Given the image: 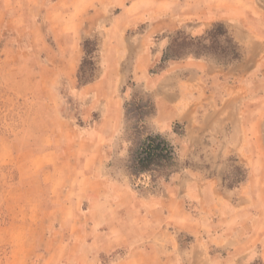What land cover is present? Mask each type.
<instances>
[{"label":"rangeland","instance_id":"374dc122","mask_svg":"<svg viewBox=\"0 0 264 264\" xmlns=\"http://www.w3.org/2000/svg\"><path fill=\"white\" fill-rule=\"evenodd\" d=\"M216 23L234 39L237 29L254 34L264 56V0H0V264H114L132 249L139 262L151 263L149 248L158 249L161 261L222 264L235 243L246 241L251 255L245 264H264V80L256 77L244 89L242 102L249 108L240 118L250 132L239 146L227 130L193 135L206 112L202 105L239 90L238 78L226 72L238 61L200 58L212 71L195 88L187 84L188 71L167 78L182 85L191 123H158L147 88L170 63L164 54L178 32L196 37ZM87 40L98 45L96 67L89 72L92 83L81 87ZM238 45L242 59L246 46ZM260 70L264 74V60ZM120 102L125 116L118 124ZM147 134L172 144L176 161L170 169L136 177L132 153ZM173 173L178 175L170 181ZM253 174L261 175L262 185L252 190V214L215 231L208 214L196 216L192 204L199 190L185 193L186 217L177 221L155 219L151 210L161 202H143L166 195L168 182L188 189L216 184L220 193ZM118 178L128 181L138 202L121 212L126 220L119 235ZM218 201L225 202L220 195ZM163 225L171 235L152 239ZM216 231L232 233V247L217 244ZM238 233L244 237L235 239Z\"/></svg>","mask_w":264,"mask_h":264},{"label":"crops","instance_id":"0c3cea01","mask_svg":"<svg viewBox=\"0 0 264 264\" xmlns=\"http://www.w3.org/2000/svg\"><path fill=\"white\" fill-rule=\"evenodd\" d=\"M234 36L236 37L235 39L239 44H244V46H246L247 50L246 55L243 56L242 59L240 58L237 64L233 65L232 68H226V72L232 71V74H235V77L238 78L240 82L238 86L239 90L236 89V92H233L232 95L225 97L223 101L217 102V104H212L208 106L202 105V107L206 108L203 109L206 110V112H204L203 114L204 117H202L200 123L198 122V127H195L194 125L192 126H194L193 130L195 132V134L193 135L196 136H200V134H204V132H214L218 135L226 130L229 133L231 132V134L232 132H234L237 135L236 139L238 141L237 143L233 144L239 146L242 145V143L244 142L243 140L246 135V131L248 133L250 132V128L245 125L244 117L243 120H241L240 118V116L242 115V110H246L249 108L245 105L246 103L242 102L244 99V89L245 91L246 88L250 89L252 81L256 77L259 78L260 82L261 78L262 80H264V74L260 70L263 64L264 56H262L261 53L259 54V51H257L256 49V46L258 45L255 43L252 37L254 36V34L243 29H237L234 33ZM166 66L167 67L163 70V72L156 77L157 79L155 78V75H153L150 78L149 84H147L148 91L152 93L151 97L154 100L153 102L155 103L156 114L154 115V118L158 123H161L165 126H169L170 124L182 121L187 122L188 120H190L189 123H191L192 116L188 114V111L186 112V108H183V105H187V95L182 91V85L176 84L173 79L169 80L167 78L169 76H172L175 70L182 69L184 71H188L189 77L187 78V84H190L191 86H193V88H195V85L198 83V81L203 79L205 75H211V65L209 66V64L206 63L204 60L190 57L188 59L180 61H170V63ZM240 88H242V90H240ZM228 91H230V88H228ZM123 105L124 104L121 102L120 104H118V124L123 121V118L125 116ZM260 109L261 105L259 106V110ZM197 140L198 138H194V142H197ZM240 156H242V154H240ZM256 159V155L253 156V170L257 169L258 162ZM261 160L263 162V159ZM176 174L177 173L172 174V178H170V181H175L174 176ZM252 176V178L251 176H249L248 180L243 181L241 185H239L240 187H235L236 189L234 190L220 191V193H217L218 189H216V184L214 185L215 187L204 186V188H202L199 186L196 188H192L190 186V188L188 189L186 188V184H183V182H173V184L168 182V184H166V188H168L166 189L168 190L166 195L163 194L160 198L155 197L147 199L143 202H161V204L154 206V208L151 210L152 213L156 212V215L154 214L155 219H159V217L161 216L163 223L164 218H166V220L170 222L177 221V216L186 217L185 204L187 202H181V200L187 198L185 193L188 191L196 192L195 190H199L200 192H198L196 195V202H194L192 205L195 206L197 213L198 211H201V216L203 215V211L208 214V216L206 215V217H209V219L213 221L214 224L211 229L215 231L216 228L214 227L218 224L229 223L230 221L234 220L235 217L240 218V216L245 219L252 214V207H254L255 203H257L255 202L256 199L252 195V190L255 189L254 185H256V183L259 185L261 184V175H258V177H256L253 174ZM131 190L132 189L130 188L128 181L122 180V178H118V235L121 233V230L123 228L120 227L119 224L124 223L126 220V216H123L121 212L123 210H126V208H131V204L137 201L133 199V196L131 195ZM219 195L222 199H224L225 202L218 201ZM177 200H179V202H174ZM208 200H211V202H208ZM175 204L179 205L178 211L170 209V207H172V205L174 206ZM160 205H162L161 212H159ZM225 210L226 213L224 214ZM197 213L196 216L200 217V213ZM131 214L133 216H139V212H131ZM215 218H218L216 219L217 221H215ZM240 224L239 222H237V225L240 226ZM171 233L172 232L170 231V229H164L163 225L162 229L153 232L151 237L152 239H155L156 237H159V235H163V237L165 238L167 236L169 237ZM241 233H238L235 239L238 238L239 240L240 236L242 235ZM216 234L217 237H215V240L219 241L217 242V244L224 245V248L232 247V244H234L233 242H231L233 240V235L231 236L232 233L219 234V231H216ZM242 236L244 237V235ZM237 244L235 243V250H233L231 256L227 260H223L222 264H245V260L251 255L250 244L248 243V241L243 243L237 242ZM237 247L239 248V250L237 249ZM146 252L150 254L151 257L153 256V261L151 263L139 262L138 259L134 257L136 255L135 249H132L130 251V256L129 254L127 255L128 258H123L122 256L118 257V260L114 264H177L175 261H169V259H167L166 261H161L160 252L158 251V249L156 251V248L146 249ZM169 254L172 255L175 254V252L170 251ZM177 254L180 255L181 251L178 250ZM185 263L186 262L182 261L178 262V264ZM191 263L194 264L195 262ZM215 264H218V261H216Z\"/></svg>","mask_w":264,"mask_h":264},{"label":"trees","instance_id":"16d2710c","mask_svg":"<svg viewBox=\"0 0 264 264\" xmlns=\"http://www.w3.org/2000/svg\"><path fill=\"white\" fill-rule=\"evenodd\" d=\"M97 48V43L92 40L84 43L86 56L78 73V85L81 87L93 81L94 73L89 72L95 70ZM206 56L217 59L230 58V63L240 59L239 45L224 24L216 23L206 33L196 37L178 32L166 48L164 62L182 60L185 57L200 59ZM133 105H136L135 99L128 105L129 114V108ZM175 161L176 151L172 144L160 135L147 134L132 153L130 170L136 177L150 172L158 173L172 168Z\"/></svg>","mask_w":264,"mask_h":264}]
</instances>
